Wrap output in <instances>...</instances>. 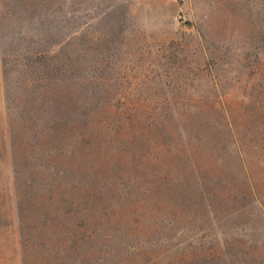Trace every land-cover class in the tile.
I'll return each instance as SVG.
<instances>
[{
  "label": "rangeland",
  "instance_id": "1",
  "mask_svg": "<svg viewBox=\"0 0 264 264\" xmlns=\"http://www.w3.org/2000/svg\"><path fill=\"white\" fill-rule=\"evenodd\" d=\"M263 201L264 0H0V264H264Z\"/></svg>",
  "mask_w": 264,
  "mask_h": 264
},
{
  "label": "trees",
  "instance_id": "2",
  "mask_svg": "<svg viewBox=\"0 0 264 264\" xmlns=\"http://www.w3.org/2000/svg\"><path fill=\"white\" fill-rule=\"evenodd\" d=\"M246 174L248 175V172H246ZM210 176H214L213 174H212V172L210 171ZM218 182H221V180H219ZM239 184V183H238ZM238 184H226L225 185V190H220L221 191V193H223L222 195H226L227 193H236L235 191V187L238 185ZM249 182H248V185L247 184H245L244 186H249ZM215 188L216 189H218V186H215ZM242 188H243V186H242ZM238 192L239 193H236L237 194V198H236V200H238V199H244V198H246V199H248V201H250V202H252V201H254L257 197H259L258 196V192L257 191H255V190H253V188H251V187H249L248 189H247V192H246V194L244 195V194H242L243 193V191H240V190H238ZM241 192V193H240ZM241 195V196H240ZM244 197V198H243ZM257 201V200H256ZM263 203V205H264V201L262 202ZM227 240H225V242H223V245L221 246L222 248V250H223V248L225 247V250H226V248H228V244H230V242H226ZM224 252H226V251H224Z\"/></svg>",
  "mask_w": 264,
  "mask_h": 264
},
{
  "label": "water",
  "instance_id": "3",
  "mask_svg": "<svg viewBox=\"0 0 264 264\" xmlns=\"http://www.w3.org/2000/svg\"><path fill=\"white\" fill-rule=\"evenodd\" d=\"M191 25V22H188Z\"/></svg>",
  "mask_w": 264,
  "mask_h": 264
}]
</instances>
